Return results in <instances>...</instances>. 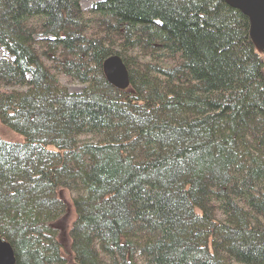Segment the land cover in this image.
<instances>
[{
  "label": "trees",
  "instance_id": "16d2710c",
  "mask_svg": "<svg viewBox=\"0 0 264 264\" xmlns=\"http://www.w3.org/2000/svg\"><path fill=\"white\" fill-rule=\"evenodd\" d=\"M80 3L0 0V124L21 140L0 138V238L16 264H264L249 19L225 0Z\"/></svg>",
  "mask_w": 264,
  "mask_h": 264
},
{
  "label": "water",
  "instance_id": "95a60500",
  "mask_svg": "<svg viewBox=\"0 0 264 264\" xmlns=\"http://www.w3.org/2000/svg\"><path fill=\"white\" fill-rule=\"evenodd\" d=\"M249 19L250 35L259 51L264 52V0H225ZM107 81L118 90L128 89L129 74L118 56L111 57L103 64ZM0 264H16L11 245L0 238ZM77 264V263H72Z\"/></svg>",
  "mask_w": 264,
  "mask_h": 264
},
{
  "label": "rangeland",
  "instance_id": "374dc122",
  "mask_svg": "<svg viewBox=\"0 0 264 264\" xmlns=\"http://www.w3.org/2000/svg\"><path fill=\"white\" fill-rule=\"evenodd\" d=\"M102 0H81V7L84 11H88L90 9H92V7L94 6V4H96L97 2H100ZM1 60H11V57L7 54V52L0 48V61ZM62 83L63 85L69 90V92L72 93H79L82 89V86L77 84V83H73L72 81L66 79V78H62ZM18 135L14 134V133H9V131L2 127L0 124V138L4 141H21L19 137H17ZM73 220H74V213L73 210L71 209V207L68 208L67 214L65 217H63L62 219H60V221L58 222L57 225H54V227L60 231L62 233V238L61 241L64 242L66 245L68 244L67 242V238L69 236V232L71 229V226L73 224ZM60 241V239H59ZM68 259V258H67ZM71 264V262L69 263Z\"/></svg>",
  "mask_w": 264,
  "mask_h": 264
}]
</instances>
